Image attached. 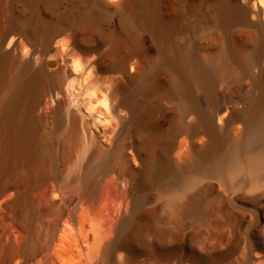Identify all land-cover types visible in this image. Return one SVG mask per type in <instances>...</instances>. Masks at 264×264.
Here are the masks:
<instances>
[{
    "label": "bare ground",
    "instance_id": "1",
    "mask_svg": "<svg viewBox=\"0 0 264 264\" xmlns=\"http://www.w3.org/2000/svg\"><path fill=\"white\" fill-rule=\"evenodd\" d=\"M228 171L264 197V0H0V264H175Z\"/></svg>",
    "mask_w": 264,
    "mask_h": 264
},
{
    "label": "rangeland",
    "instance_id": "2",
    "mask_svg": "<svg viewBox=\"0 0 264 264\" xmlns=\"http://www.w3.org/2000/svg\"><path fill=\"white\" fill-rule=\"evenodd\" d=\"M18 14L20 9L14 8ZM44 16L51 18V10L40 6ZM224 41L216 37L214 48L222 47ZM147 50L155 55L153 45L147 41ZM103 47L102 51H108ZM219 90L231 94L228 86H219ZM166 129L170 128L172 106L166 105ZM204 193L197 199V206L187 215L178 213L173 207L167 212L161 211V218H166L171 232L169 247L175 264H246V254L256 255L262 251L264 244V197L256 200L254 194L243 192L234 204L232 197V177L226 172L222 180L209 178L202 182ZM194 189H189L192 193ZM157 194L152 186L145 194L147 198ZM161 204L162 201H159ZM150 209V208H148ZM260 225L255 230L257 221Z\"/></svg>",
    "mask_w": 264,
    "mask_h": 264
}]
</instances>
